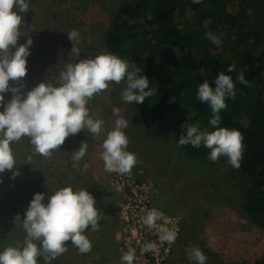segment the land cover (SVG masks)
<instances>
[{"label":"rangeland","instance_id":"1","mask_svg":"<svg viewBox=\"0 0 264 264\" xmlns=\"http://www.w3.org/2000/svg\"><path fill=\"white\" fill-rule=\"evenodd\" d=\"M130 1L28 0L31 9L24 14L18 40V44L25 43L26 36L33 40L24 91L42 80L57 84L67 63L107 52L103 35L120 4ZM73 29L80 33L79 56L71 52L73 44L67 36ZM243 29L262 34L253 54L264 50V13L258 8L248 13ZM108 83L107 89L94 94L86 104L93 119L104 121L101 135L87 130L69 135L49 157L35 153L26 137L10 145L16 165L0 173V193L6 192L4 198L0 195V250L23 241L25 232L19 222L14 223V217L19 213L23 219L34 193L47 196L71 185L93 195L100 227L84 233L92 245L88 253H79L69 240L65 242L67 251L51 264H120L129 248L136 249L139 264H189L186 250L192 247L203 251L206 264H253L264 257V229L250 223L239 208L246 184L239 168L229 165L224 156L211 165L189 159L177 146L174 131L160 138L146 136L136 105L121 99L123 81ZM10 98L11 93H6L5 101ZM113 107L128 121L123 129L129 141L127 150L137 160L126 174L105 171L99 157L102 141L117 119ZM82 142L87 144V152L80 167L73 168L71 152ZM85 164L88 167L82 171ZM13 171L19 172L14 179ZM153 208L161 211L167 222L157 221L155 229H148L143 219ZM165 230L176 232L174 242L160 240ZM38 264H44L42 258Z\"/></svg>","mask_w":264,"mask_h":264},{"label":"clouds","instance_id":"2","mask_svg":"<svg viewBox=\"0 0 264 264\" xmlns=\"http://www.w3.org/2000/svg\"><path fill=\"white\" fill-rule=\"evenodd\" d=\"M202 2L192 0L194 4ZM29 9L28 0H0V173L13 170L16 161L10 145L22 138H28L35 153L49 157L69 135L81 130H87L94 136L101 135L104 121L93 119L86 104L94 94L107 89L108 82L120 84L123 81L121 99L133 105L143 103L156 91L149 87L150 80L141 67L111 52L69 62L60 71L57 84L42 80L24 91L27 58L33 40L30 36H26L25 43L18 44V40L22 35L24 14ZM67 36L73 44L71 52L79 56V31L73 29L67 32ZM205 36L213 44L218 42L217 35L210 31ZM227 71L231 73L235 69L229 66ZM236 79L242 85L248 83L244 72H240ZM213 84L214 87L208 81L199 84L196 99L210 107L212 116L209 125L214 130H201L199 122L190 123L188 120L180 125L183 132L177 146H203L210 150L207 159L211 162L215 163L224 156L229 165L238 169L242 159L243 136L238 129L220 126V112L227 107L226 98H234L236 85L232 77L223 71L218 73ZM6 93H11L7 101ZM112 111L117 119L102 141L103 151L99 157L105 171L126 174L137 160L135 154L127 150L129 141L123 129L128 127V121L118 116L119 108L113 107ZM86 152L85 142L71 152L73 168L80 167L79 162ZM87 167L85 164L81 170ZM17 175L18 171L12 172L13 179ZM99 220L96 200L87 189L74 190L67 185L48 192L47 196L44 192H36L24 211L23 219L19 213L14 217V223L19 222L25 232L23 241L0 250V264H38V258H42L44 264H51L67 251L68 244L65 242L69 240L79 253L86 254L92 245L84 233L89 229L97 231ZM157 221L167 222L163 213L155 208L149 210L143 219L148 229H155ZM176 235L174 231L165 230L159 238L171 243ZM186 251L189 264H206L207 256L199 247ZM139 260L136 249L129 248L122 254L120 264H139Z\"/></svg>","mask_w":264,"mask_h":264},{"label":"trees","instance_id":"3","mask_svg":"<svg viewBox=\"0 0 264 264\" xmlns=\"http://www.w3.org/2000/svg\"><path fill=\"white\" fill-rule=\"evenodd\" d=\"M256 8L264 13V0H132L120 4L102 43L107 52L134 61L156 89L135 104L150 138L174 131L178 141L180 125L188 120L199 122L201 130H214L210 107L196 99L197 87L204 81L214 87L220 71L232 77L235 96L226 98L220 126L238 129L243 136L239 171L246 184L239 208L250 223L264 229V50L253 54L263 37L258 30L242 31ZM209 31L217 35V43L206 38ZM229 66L235 71L228 72ZM240 72L247 85L236 79ZM179 149L200 164L212 163L203 146ZM253 264H264V257Z\"/></svg>","mask_w":264,"mask_h":264},{"label":"built area","instance_id":"4","mask_svg":"<svg viewBox=\"0 0 264 264\" xmlns=\"http://www.w3.org/2000/svg\"><path fill=\"white\" fill-rule=\"evenodd\" d=\"M132 187H135V185H133ZM130 190H131V188H130Z\"/></svg>","mask_w":264,"mask_h":264}]
</instances>
